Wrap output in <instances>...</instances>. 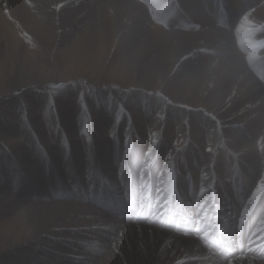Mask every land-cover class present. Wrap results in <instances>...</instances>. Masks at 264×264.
I'll return each instance as SVG.
<instances>
[{
    "label": "bare ground",
    "instance_id": "6f19581e",
    "mask_svg": "<svg viewBox=\"0 0 264 264\" xmlns=\"http://www.w3.org/2000/svg\"><path fill=\"white\" fill-rule=\"evenodd\" d=\"M204 1L221 24L203 16L207 11ZM255 1L251 12H244L237 23L230 25L229 21L231 27L226 29L224 18L235 10L229 8L227 13L214 0H144L145 4L137 0H0V31L7 43L13 45L16 35L6 14L44 46L79 32L72 60L94 69L104 51V58L116 64L112 75L132 89L156 91L164 103L172 101L196 110L199 116L195 114L194 120L201 122L202 113L212 123L226 120L233 112L238 116V109L255 113L258 118L245 126L250 127L249 134L259 132L260 137V141L242 139L243 154L232 159L227 155L218 158L216 143L200 139L182 140L169 152L163 141L156 137L150 141L141 130L143 124L136 120L130 123L135 133L120 136L117 128L108 129V123L96 116L95 133L87 130L79 140L59 136L53 144L43 134H8L4 130L7 146L0 153V235L3 233L1 242L9 253L23 249L32 262L39 259L36 264H264V127L259 129L260 117H264V86L253 69L254 64L264 63V0ZM30 4L42 5L47 23L29 14ZM149 9L154 17L165 19L152 23ZM183 14L197 23L195 30L183 31L178 21L185 18ZM164 26L171 31L166 32ZM68 101L62 105L65 114L73 108ZM131 109L141 114V120L146 119V112L142 114L135 106ZM179 115L177 111L171 114L168 123ZM239 118L247 120L242 115ZM168 130L163 135L166 141ZM104 132L112 135L105 137ZM256 146L262 147L258 153L253 150ZM226 171L235 173L228 181H224ZM58 183L64 184L63 194L69 187L87 186L91 197L112 200L125 211L137 209L156 220L146 225L124 222L80 202L89 199L87 195L73 194L64 202L53 192H43L41 200L33 196ZM223 207L250 208L233 237L225 239L226 245L239 248L243 258L224 260L206 249L207 239L219 237L216 228L221 226ZM190 213L189 219L195 217L202 224L201 242L159 226L161 220L176 217L172 215ZM176 223L185 224L181 219ZM249 224L251 228L246 230ZM203 225L209 227L207 235ZM46 253L60 260L54 263L43 256Z\"/></svg>",
    "mask_w": 264,
    "mask_h": 264
},
{
    "label": "rangeland",
    "instance_id": "374dc122",
    "mask_svg": "<svg viewBox=\"0 0 264 264\" xmlns=\"http://www.w3.org/2000/svg\"><path fill=\"white\" fill-rule=\"evenodd\" d=\"M137 1L141 4H145L144 0ZM215 1H219V3L223 4L227 13L230 12L229 8L232 12L235 10L233 13L234 15L230 12V15H226L225 17L227 25L224 26H226V29L231 27L228 25L229 21L231 23L230 25L235 22L237 23V21L241 19L242 14L244 12H251V10L256 7L257 3L255 0H214V5ZM202 4H204L207 9L203 16L209 17L210 20H213V23H217L218 20L216 19L217 21H215L213 17L215 16L214 9L211 8L213 9L212 11H210V9L208 10L209 4L206 1ZM41 6L42 5L39 4H30L28 5V12L33 15L36 20H40L39 22L45 24L47 23V19L42 13ZM148 13L152 23H155L158 19H165L161 17V15L160 17H154L155 15H153L151 9H149ZM185 15L187 16L186 13ZM186 16L184 19H178V21L181 23L183 31L189 33L193 29L195 30L197 23H194V20L188 19ZM232 16L234 17L233 20ZM5 19L14 27L16 42L11 45L4 41L3 30L0 31V153L3 152L4 147L7 146L6 141L3 140L4 130L7 131L8 134L12 131L20 134L25 132L43 134L50 138L48 144H53L55 139H58L59 136L68 138L77 137L79 140V137L85 135L87 130L90 133H95L94 119L96 116L99 120L108 123V129L117 128L120 132V136L134 134V129H130V123L132 120H136L143 124V129L141 130H144V133L149 137L150 141H152V139L154 140L155 137V139L163 141L169 152H172L173 148L175 149L182 140H187L188 142L191 139H200L202 143H216L218 146V158H224L225 155H227L231 156L232 159H238L244 151V145L242 146L243 143L241 142L242 139L244 141L248 140V142L260 139V137H257L259 132L249 134V125L245 126L250 120H256L258 118L255 113L248 114L245 110L242 111V109H238V116L233 112L231 117L218 123L210 122L206 114L202 113V115H200L202 117V122L199 121V119L194 120L193 116L195 114L199 116L196 110H187L174 104L172 101H165L164 103L161 99L162 96L156 91H148L141 87L136 90L128 86L126 82H120L121 80H118L112 75V68H114L116 64H112L110 59L104 58V51L99 54L100 62H97L94 69L90 66L91 64L83 66L79 61L72 60V51H74L73 47L75 46L79 32L70 34L68 37L65 36L67 38L63 37L53 42V45H49V47L35 40L21 24L12 22L14 20L9 14H6ZM185 22L188 24L184 25ZM179 23H175L174 25ZM163 28L166 32L171 31V28L168 26H164ZM230 31H233V29H230ZM233 35L235 36V34ZM253 69L256 73V77H260V75L263 74L264 65L254 64ZM258 80L260 81L261 79L259 78ZM260 83L261 86H264V81H260ZM65 100L69 102L70 107L73 106L67 114L64 113L65 110L62 106ZM134 100H136L137 103L140 101L141 105L136 104ZM154 103L157 105L154 106ZM134 106L140 108L139 110L142 114L146 112V114H143L146 119L141 120V114L131 109L134 108ZM176 111L179 112L180 115L176 116L175 120L171 121V123H168L170 120H168L167 117ZM191 112H193L192 115H189ZM241 115L242 117H247V120L239 118ZM63 116H66V121L64 123ZM260 119H262L263 122H259V129H262V127H264V117L262 116ZM67 125L70 127H66ZM165 129H170L168 130L169 137L167 141L163 139ZM236 133L238 135H236ZM103 134L105 137H108L112 135V132H104ZM228 139H230V141ZM219 141H221L220 144L218 143ZM234 145L238 147L235 148L233 147ZM259 148L262 147L259 146ZM259 148L256 146L253 150L258 153ZM262 149H264V147ZM226 167H228V165H226ZM234 174V171L233 173L231 171H226V173L223 174L225 177L224 181H228ZM10 181L11 184H13V177L10 178ZM60 185L62 186L60 187ZM63 185L62 183H58L57 186H53L52 190L47 191L41 189L37 191V193H34L33 196H35L36 200H41L40 196L43 195V192H53L57 193L59 197L57 200L64 202L66 200L69 201L73 194H80L81 196L89 195L87 194V186L83 188L69 187L68 191L70 193L65 191L66 194H63L61 193ZM66 185L68 186V183H66ZM89 199L90 200L87 201L81 199L80 202L93 208L95 207L104 214L111 215L113 218L117 217L114 210H108L107 207L109 206L106 201L99 200L96 197H90ZM131 217H133V219H129V221L134 224L146 225V223H148L147 218L140 219L133 214ZM167 231L171 234L173 233V235H179L174 230ZM0 237H3V233H1ZM2 240L3 238L0 239V264H12L11 260H14L17 264H36V262L39 261V259L34 258L36 260L32 262L29 253H26L23 249L19 250L17 248V251L9 253L10 251L6 250V247L4 248L2 245ZM45 240H47V238H45ZM15 254L19 255V257L15 256L14 259L13 255ZM43 256H46L45 258H48V260L54 261V263L60 260L59 258H55L53 253H46Z\"/></svg>",
    "mask_w": 264,
    "mask_h": 264
}]
</instances>
